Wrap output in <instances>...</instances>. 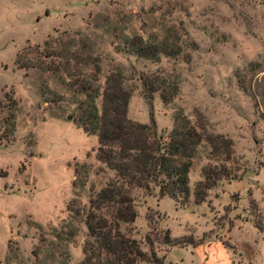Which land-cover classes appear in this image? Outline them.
I'll use <instances>...</instances> for the list:
<instances>
[{
  "label": "rangeland",
  "instance_id": "1",
  "mask_svg": "<svg viewBox=\"0 0 264 264\" xmlns=\"http://www.w3.org/2000/svg\"><path fill=\"white\" fill-rule=\"evenodd\" d=\"M134 36L163 51L137 55L125 45ZM263 57L264 0H0V264L81 260L88 198L113 173L95 158L96 136L72 120L83 95L68 84H102L112 72L130 90L129 119L148 121L141 78L163 80L168 100L151 93L157 132L164 138L180 109L233 150L215 160L201 141L184 205L132 192L133 237L159 240L167 229L178 244L154 243L162 264H264V116L234 77ZM9 111L12 132L2 122ZM219 164L236 178L220 179L193 203L202 170ZM72 201L80 213L68 211Z\"/></svg>",
  "mask_w": 264,
  "mask_h": 264
},
{
  "label": "trees",
  "instance_id": "2",
  "mask_svg": "<svg viewBox=\"0 0 264 264\" xmlns=\"http://www.w3.org/2000/svg\"><path fill=\"white\" fill-rule=\"evenodd\" d=\"M125 45L147 58H156L157 53L163 51L138 36L131 37ZM95 71H98L97 67ZM245 74L252 75L254 79L245 81ZM119 76L118 72H112L102 84L97 80H71L68 84L73 92L83 95L76 104V118L72 117V120L85 134L96 136L95 158L113 173L88 198V209L84 213L86 239L81 248L82 258L75 264H162V258L155 254L154 243L169 246L178 244V241L170 237L167 229L161 232L159 240L151 238L148 233L142 240L133 237L131 224L137 213L132 192L142 190L184 205L189 196L191 159L201 141L210 146L208 155L215 160L230 159L233 153L229 138L196 127L180 109L174 112L168 134L163 138L157 132L151 93L157 91L162 101L168 100L169 86L163 80L141 78V91L149 106L148 121L129 119L127 104L130 90ZM234 77L238 88L251 97L253 107L264 116V57L261 61H250L242 70H236ZM40 91L41 95L45 94L44 87L41 86ZM7 99L8 109H12L15 101L9 96ZM13 118L9 111L2 119L10 132L13 131ZM67 118L71 119L70 116ZM234 178L236 173L231 167L222 164L205 167L202 179L193 189V203L204 201L207 190L220 179ZM73 202L67 205L68 211L80 213ZM253 224L258 230L263 229L260 220ZM143 245L146 250L142 249Z\"/></svg>",
  "mask_w": 264,
  "mask_h": 264
}]
</instances>
